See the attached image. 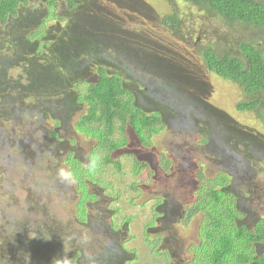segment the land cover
<instances>
[{"label": "rangeland", "instance_id": "1", "mask_svg": "<svg viewBox=\"0 0 264 264\" xmlns=\"http://www.w3.org/2000/svg\"><path fill=\"white\" fill-rule=\"evenodd\" d=\"M44 1L29 0L21 7L7 26L11 40L41 25L48 14ZM129 1L99 0L93 8L120 32L151 40L154 54H176L202 69L209 79L206 103L180 86L161 89L160 79L146 68L128 67L124 79L136 91L137 105L162 115L165 128L153 137L150 148L130 132L126 148L104 165L97 143L86 136L82 141L74 138L70 121L57 127L54 120L43 118L44 109L61 104L49 102L51 98L38 93L41 89L28 91L37 106L27 101L20 114L8 113L0 101V264H39L31 258L30 247L38 249L41 264H61L65 256L71 264H165L162 250L171 253L172 264H185L200 242L202 224L201 215L189 218L190 211L205 178L220 175L229 178L227 191L240 210V223L253 228L264 221V127L255 112L238 111L239 103L247 101L239 87L208 75L198 59V50L206 45L228 52L253 42L264 51V29L228 23L201 13L187 0H176L181 23L174 36L162 24L164 16L174 12L167 0ZM78 7L76 15L61 3L56 13L92 24L96 11H88V0ZM5 29L0 26V35ZM8 76L25 78L27 84L20 67ZM72 89L79 88L74 83ZM81 113H73L74 122ZM220 113L225 116H217ZM72 154L84 171H72L66 160ZM95 155L98 161L91 169ZM164 161L170 162L167 174L160 167ZM137 162L143 163L139 169ZM60 170L71 172L73 181L62 182ZM83 175L95 205L79 210L77 178ZM150 241L160 246L158 255L152 253ZM258 249L264 253V244Z\"/></svg>", "mask_w": 264, "mask_h": 264}, {"label": "trees", "instance_id": "2", "mask_svg": "<svg viewBox=\"0 0 264 264\" xmlns=\"http://www.w3.org/2000/svg\"><path fill=\"white\" fill-rule=\"evenodd\" d=\"M80 1L84 0H45L43 4L48 14L41 20V25L35 30L30 29L21 38L11 40L7 26L20 15L21 7L29 0H0V26L6 28L0 35V101L6 104L8 113L17 111L20 114L27 101L34 104V108L37 106V98L28 91L41 89L38 93L51 98L49 102L61 104L58 108L44 109L43 118L54 120L57 127L65 124L63 120L70 121L80 141L81 136H86L97 143L104 156V165H108L113 163L112 155L129 143L131 131L144 147L150 148L153 137L165 128L162 115L147 113L137 105L136 91L124 79L128 67L146 68L160 79L161 89L168 92L180 86L196 100L206 99L209 79L202 69L191 66V62L186 63L176 54H169L168 58L166 54H154L153 45L149 44L153 43L151 40L120 32V27L106 20V16H97L102 11L93 6L99 0H88V11H96L92 24L88 26L57 15L61 3L66 4V10L78 15ZM167 1L174 12L164 16L162 24L176 36L181 23L176 14L178 4L176 0ZM187 1L197 6L201 13L217 16L225 22L264 29V0ZM91 15L93 13L85 16ZM167 44L170 46L171 43ZM198 59L208 75L239 87L247 101L239 103L238 111L255 112L264 127V51L253 42H242L238 49L228 52L206 45L198 50ZM17 67L27 73V84L25 78L23 81L8 76ZM74 83L78 90L72 89ZM79 111L82 113L74 122L73 113ZM217 116L225 115L220 113ZM225 122L228 123V118ZM68 157L66 160L73 165L72 171H84L73 154ZM135 166L138 169L140 163ZM84 176L77 178L81 185L79 210L85 208L90 197ZM204 181L197 196L198 202L189 215V218L202 216L200 242L194 245L185 264H264V253L258 251V247L264 244V221H258L253 228L240 223V210L227 191L228 176L220 175L213 180L205 178ZM149 243L152 253L158 255L160 246ZM162 252L165 264H172L171 253Z\"/></svg>", "mask_w": 264, "mask_h": 264}, {"label": "flooded vegetation", "instance_id": "3", "mask_svg": "<svg viewBox=\"0 0 264 264\" xmlns=\"http://www.w3.org/2000/svg\"><path fill=\"white\" fill-rule=\"evenodd\" d=\"M135 94H136V97H137V93L135 92ZM132 133H133V131H131ZM134 134V133H133ZM135 135V134H134ZM74 138H76V139H78V137L76 136V134H75V137ZM129 144V143H128ZM128 144H126L125 146H123V147H120L118 150H122V149H124V148H126V146L128 145ZM142 145V144H141ZM143 146V145H142ZM117 150V151H118ZM112 156H114V154L112 155ZM143 166V163H141L140 162V166H139V168H141ZM160 167H161V169H163V170H166L165 171V173L167 174V172H169L170 170H171V168H170V162L169 161H164V165H163V163L162 164H160ZM138 168V169H139ZM85 185H86V188H87V184H86V182H85ZM87 193H88V195L90 196L89 198H87V200H86V202H85V207H87L88 205H95L94 204V201H93V194H92V192L90 193V191L87 189ZM86 209V208H85ZM87 209H88V207H87ZM110 212V211H109ZM33 248V247H32ZM31 247H30V249H31V251H30V256H31V258H36L37 260H38V262H39V264H41L40 263V257L38 256V249H36V248H33L32 249ZM36 249V250H35ZM25 252H23V254H24Z\"/></svg>", "mask_w": 264, "mask_h": 264}, {"label": "clouds", "instance_id": "4", "mask_svg": "<svg viewBox=\"0 0 264 264\" xmlns=\"http://www.w3.org/2000/svg\"><path fill=\"white\" fill-rule=\"evenodd\" d=\"M97 161H98V158L91 159L89 161V167L91 169H94L96 167ZM59 178L62 182H66V183L73 181L72 173L69 171H65V170L59 171ZM61 264H71V259L65 256L63 259H61Z\"/></svg>", "mask_w": 264, "mask_h": 264}]
</instances>
